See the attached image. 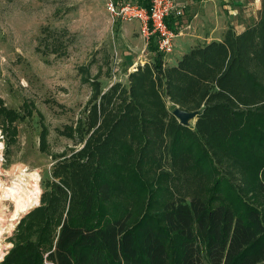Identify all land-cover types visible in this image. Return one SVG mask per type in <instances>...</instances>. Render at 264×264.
<instances>
[{"label": "trees", "instance_id": "trees-1", "mask_svg": "<svg viewBox=\"0 0 264 264\" xmlns=\"http://www.w3.org/2000/svg\"><path fill=\"white\" fill-rule=\"evenodd\" d=\"M262 4L255 24L227 28L223 39L196 44L176 64H165L151 34L153 59L129 72V85L115 81L104 89L88 65L79 67L92 89L85 115L77 130L72 123L58 130L84 146L53 170L60 178L55 193H44L43 204L22 217L0 264H264V176L257 202L239 194L243 210L220 197L222 183L235 189L228 160L246 155L264 169ZM179 16H167L176 32ZM177 106L197 111L193 126L180 122ZM22 116L0 97L8 144ZM48 133L42 124L43 148ZM158 167L167 169L160 188L168 197L134 222L112 200L142 199L143 170ZM203 170L222 174L211 196L178 190Z\"/></svg>", "mask_w": 264, "mask_h": 264}, {"label": "rangeland", "instance_id": "rangeland-1", "mask_svg": "<svg viewBox=\"0 0 264 264\" xmlns=\"http://www.w3.org/2000/svg\"><path fill=\"white\" fill-rule=\"evenodd\" d=\"M107 1L0 0V97L7 106L16 108L23 115L16 122L18 133L10 144L4 127L0 126L4 133V177L11 183L23 168H27L26 172L38 173L40 186L37 188L41 193L36 206L43 204L44 193H55V183L60 178L53 170L65 160L77 157L85 143H75L66 132L58 130L63 129L65 123H72V128L77 130L78 118L85 115L92 89L82 80L79 67L88 65L91 74L98 75L102 88L107 89L115 81L129 85V72L139 63L153 59L154 53L146 48L147 38L141 33L138 20L114 18L107 9ZM262 5V0H215V17H222L224 23L206 22L209 19L206 17L205 22L200 21L190 28L181 25L179 33L184 31L203 36L193 41L192 46L211 39H223L229 27L238 32L255 24ZM183 7L181 18L194 8L192 4ZM135 22L138 25L133 26ZM180 40L181 36H175L174 42ZM164 60L165 64L170 61L168 54ZM24 100L31 101L32 105L23 104ZM167 101L169 107L171 102ZM196 120L197 115L187 123L193 126ZM42 124L49 131L46 148L42 147ZM249 160L246 155L241 162L228 160L230 172L221 166V171L227 173L235 189L226 186V182L222 183L220 197L240 210L245 202L239 199V194L257 202L258 182L264 176L263 167L258 166L260 163ZM144 171L146 185L142 199L139 196L123 199L121 204L116 202L118 196L112 200L119 209L123 207L124 213L130 211V219L134 222L149 207L151 211L157 210L163 204L162 199L168 197L160 188L163 181L167 182V169L158 167L149 173ZM221 171H200L192 175L188 184L177 186L178 190L187 191V196L196 193L209 197L217 181L223 180ZM147 198H150V204ZM11 207L14 208L13 204ZM22 217L1 239L6 246L4 257L14 245L13 235Z\"/></svg>", "mask_w": 264, "mask_h": 264}, {"label": "built area", "instance_id": "built-area-1", "mask_svg": "<svg viewBox=\"0 0 264 264\" xmlns=\"http://www.w3.org/2000/svg\"><path fill=\"white\" fill-rule=\"evenodd\" d=\"M107 9L111 12L114 18L128 21L138 20L140 23L141 33L147 41L151 34H155L158 44V49L164 54H169L174 50L175 36L179 33L170 27L167 22V16L172 12L181 15L184 7L177 3L176 0H150L149 7L132 0H122L116 3L114 0L107 1ZM4 133L0 128V258L5 255V245L2 244L1 239L10 232L15 223L22 215L28 212L27 210L20 209L17 206L16 195L19 193L10 192L9 186L14 185L18 180L14 178L11 183L5 179V162H4ZM27 171V170H26ZM20 173V171H19ZM40 196V193H39ZM13 204V209L11 207Z\"/></svg>", "mask_w": 264, "mask_h": 264}, {"label": "crops", "instance_id": "crops-1", "mask_svg": "<svg viewBox=\"0 0 264 264\" xmlns=\"http://www.w3.org/2000/svg\"><path fill=\"white\" fill-rule=\"evenodd\" d=\"M177 3L182 6L192 4L194 8H192V12L186 15L185 18H181L179 16L178 20L176 21L178 23V32L180 31L181 25H186L188 28L192 27L193 24L197 25L200 21L205 22V18L208 17L209 19L213 17L214 19H207V21H216V22H222L224 23V19L222 17H215V0H176ZM236 10V9H235ZM134 25H138L136 22L133 23ZM185 26V27H186ZM241 32V31H238ZM181 36L180 41H175V47L177 46V49L173 50L171 53L168 54L169 62L167 61L168 65L176 64L177 61L182 57V55L190 49L192 46V42L196 41L198 37H203L201 34H191L190 32L186 33L184 31H181V33H178L177 36ZM212 40V39H211ZM211 40H208L207 42H210ZM220 40V39H219ZM147 46V45H146ZM174 47V48H175ZM166 64V65H167Z\"/></svg>", "mask_w": 264, "mask_h": 264}, {"label": "bare ground", "instance_id": "bare-ground-1", "mask_svg": "<svg viewBox=\"0 0 264 264\" xmlns=\"http://www.w3.org/2000/svg\"><path fill=\"white\" fill-rule=\"evenodd\" d=\"M27 168L20 170L17 174V182L14 185L9 186L10 192L19 193L16 195L17 206L24 210L31 208L35 205L39 199L40 188V177L38 178V173H32L30 171L26 172Z\"/></svg>", "mask_w": 264, "mask_h": 264}, {"label": "water", "instance_id": "water-1", "mask_svg": "<svg viewBox=\"0 0 264 264\" xmlns=\"http://www.w3.org/2000/svg\"><path fill=\"white\" fill-rule=\"evenodd\" d=\"M173 112L179 118V120L182 124H187V121L190 118H193L197 115V111H191V110H187L184 108L182 109L179 106L175 107L173 109Z\"/></svg>", "mask_w": 264, "mask_h": 264}]
</instances>
